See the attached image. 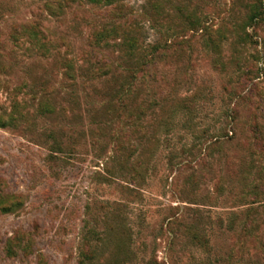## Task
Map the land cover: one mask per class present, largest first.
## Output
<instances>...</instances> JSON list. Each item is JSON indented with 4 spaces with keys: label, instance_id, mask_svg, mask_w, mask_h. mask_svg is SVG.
Listing matches in <instances>:
<instances>
[{
    "label": "rangeland",
    "instance_id": "obj_1",
    "mask_svg": "<svg viewBox=\"0 0 264 264\" xmlns=\"http://www.w3.org/2000/svg\"><path fill=\"white\" fill-rule=\"evenodd\" d=\"M59 1L0 0V264H264V0Z\"/></svg>",
    "mask_w": 264,
    "mask_h": 264
},
{
    "label": "trees",
    "instance_id": "obj_2",
    "mask_svg": "<svg viewBox=\"0 0 264 264\" xmlns=\"http://www.w3.org/2000/svg\"><path fill=\"white\" fill-rule=\"evenodd\" d=\"M80 1V0H62L59 1V6H67L71 2ZM94 4H103V5H111L114 4L118 10L120 17H124V5L123 0H87ZM255 16H251V19L254 20ZM119 26H111V27H103L102 29L96 31L94 33V37L92 39L91 44L95 46H99L100 43L105 42L112 37H115L120 32ZM22 32L28 40L36 45L38 49L47 50V47L50 45V41L46 38V36L42 33L40 29V25L38 23H24L21 24L18 30L15 31V34ZM132 46V45H131ZM0 208L3 212H5L6 207L0 202Z\"/></svg>",
    "mask_w": 264,
    "mask_h": 264
}]
</instances>
